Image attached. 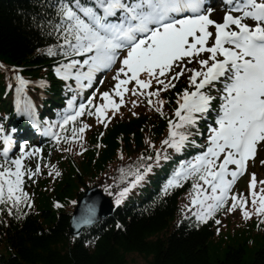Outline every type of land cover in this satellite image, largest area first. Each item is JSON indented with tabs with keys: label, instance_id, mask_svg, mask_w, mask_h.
<instances>
[{
	"label": "snow or ice",
	"instance_id": "snow-or-ice-1",
	"mask_svg": "<svg viewBox=\"0 0 264 264\" xmlns=\"http://www.w3.org/2000/svg\"><path fill=\"white\" fill-rule=\"evenodd\" d=\"M45 4L50 12L45 13L48 18L40 28L55 41L45 54L60 58L54 68L60 80L75 81V88L66 85L73 95L58 122L59 132L53 131L56 125H49L45 134L57 144L78 143L82 148L89 125L77 127L79 118L94 116L107 127L125 105L129 93L143 97L148 107L164 117L166 101L161 93L175 89L185 77L188 87L176 93L177 107L173 118H167L161 150L154 156L142 155L140 160H154L159 165L161 159L171 160L168 149L176 154L187 148L198 149L191 158L178 162L163 193L167 195L171 189L191 182V207H185L199 223L215 219L225 209H239L247 221L253 214L247 210L250 198L254 214L264 224V180L258 181L252 173L248 196L232 191L246 173L248 162L255 160L258 146H264V0H224L221 22L210 18L212 9L206 7L205 0H45ZM113 69L115 83L110 91L99 94L101 103H94L97 97L92 95L77 107L79 91L93 88L98 73ZM16 79L17 108L29 118L31 103L19 99L27 82L19 76ZM153 84L155 89L149 91ZM132 106H139L137 100H132ZM110 111L112 117H108ZM70 124L71 136L62 135ZM3 132L0 126V136ZM193 137H200L201 142ZM3 144L0 213L13 216L14 210L19 213L33 207L25 191V177L32 180L41 169L37 164L33 170L24 161L38 155L41 149L28 151L26 145H20L21 155L12 157L9 153L13 141L5 137ZM260 163L264 165V160ZM142 167V172L138 168L130 173L134 179L119 191L117 206L152 171L151 164ZM215 223L219 225L221 221L215 219Z\"/></svg>",
	"mask_w": 264,
	"mask_h": 264
},
{
	"label": "trees",
	"instance_id": "trees-1",
	"mask_svg": "<svg viewBox=\"0 0 264 264\" xmlns=\"http://www.w3.org/2000/svg\"><path fill=\"white\" fill-rule=\"evenodd\" d=\"M48 12L45 0H0V124L10 119L11 94L17 97L16 90L7 87L11 67H19L28 79L46 81L43 90L28 89L23 95V100L36 104L40 116L53 111L64 100L67 89L53 74L54 60L60 58L45 54L55 41L40 28ZM114 74L108 77L112 85ZM186 87L188 82L181 77L175 89L161 93L166 101V117L150 111L143 99L129 93L125 105L107 127L87 115L78 120L77 127L89 125L83 134L82 148L78 143H47L40 173L32 180L25 177V191L33 207L19 213L14 210L13 216L0 213V264H127L129 253L150 258L148 264H264V224L256 215L247 224L241 222L234 244L224 245L215 241L214 236L220 226L215 219L226 214V209L218 212L215 219L199 223L178 205L180 197L190 190L191 182L167 195L158 191L159 182L178 158L193 156L191 148L182 154L168 149L171 162L162 161L154 168L144 184L135 187L112 216L79 237L69 234V217L84 189L97 185L107 195L114 191L111 197L116 200L119 191L134 179L130 173L138 168L142 172V165L150 162L140 160L142 155H153L149 143L161 150L167 134L166 118L173 116L176 93ZM134 99L139 106H132ZM108 117H112L111 111ZM72 126L63 135L70 137ZM69 148L71 151L66 150ZM261 160L258 155L252 161L248 183L252 173L258 181L264 180ZM29 162L27 167L34 170L35 155ZM53 169L60 175L56 176ZM259 187L258 184L257 190ZM241 192L248 196L249 187L233 191Z\"/></svg>",
	"mask_w": 264,
	"mask_h": 264
},
{
	"label": "water",
	"instance_id": "water-1",
	"mask_svg": "<svg viewBox=\"0 0 264 264\" xmlns=\"http://www.w3.org/2000/svg\"><path fill=\"white\" fill-rule=\"evenodd\" d=\"M113 212L111 199L93 187L85 191L78 199L77 206L69 220V234L77 237L84 229L91 228Z\"/></svg>",
	"mask_w": 264,
	"mask_h": 264
},
{
	"label": "rangeland",
	"instance_id": "rangeland-1",
	"mask_svg": "<svg viewBox=\"0 0 264 264\" xmlns=\"http://www.w3.org/2000/svg\"><path fill=\"white\" fill-rule=\"evenodd\" d=\"M212 13L216 14L213 11L211 12V14ZM216 21L217 22H221L222 18H218ZM151 90L152 89H149V91H151ZM36 142L37 141H34V143H36ZM259 148L262 149V151L260 152L261 157H264V146H258V149ZM151 165H152V169H153V166H156L155 161L152 162ZM115 170L119 171V168H115ZM111 175L112 174H110V176ZM244 183L245 182H243V184ZM108 190H110V188H108ZM111 194H108V196L111 197ZM230 204H231V202H230ZM186 205L188 207H191L189 193L184 194L180 198V200H179V208H181L183 211L191 214V212L188 211V208L185 207ZM192 210L195 211L194 208ZM253 219L254 218L251 217V219L245 221L242 218V213H239L238 210H236L235 212L227 213L226 215H224L223 217H221L219 219L221 221V224L215 230V236H214L215 241L223 243L224 245L234 244V236L237 233V229L241 226V222H244L245 224H247L248 222H251ZM223 249L224 248L221 249V254H222ZM126 260H127V264H148L149 261H150V258L144 257V256L139 255L137 253H129V254H126Z\"/></svg>",
	"mask_w": 264,
	"mask_h": 264
},
{
	"label": "bare ground",
	"instance_id": "bare-ground-1",
	"mask_svg": "<svg viewBox=\"0 0 264 264\" xmlns=\"http://www.w3.org/2000/svg\"><path fill=\"white\" fill-rule=\"evenodd\" d=\"M221 4L224 5L222 8L226 7V5L224 4V0H205V5L208 7L216 5V8H217V7H221L222 6ZM217 13H223V12L217 10Z\"/></svg>",
	"mask_w": 264,
	"mask_h": 264
}]
</instances>
